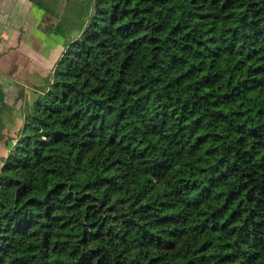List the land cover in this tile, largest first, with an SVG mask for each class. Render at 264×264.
Returning a JSON list of instances; mask_svg holds the SVG:
<instances>
[{
  "label": "trees",
  "instance_id": "trees-1",
  "mask_svg": "<svg viewBox=\"0 0 264 264\" xmlns=\"http://www.w3.org/2000/svg\"><path fill=\"white\" fill-rule=\"evenodd\" d=\"M28 1L62 50L0 87V264H264V0Z\"/></svg>",
  "mask_w": 264,
  "mask_h": 264
},
{
  "label": "crops",
  "instance_id": "crops-1",
  "mask_svg": "<svg viewBox=\"0 0 264 264\" xmlns=\"http://www.w3.org/2000/svg\"><path fill=\"white\" fill-rule=\"evenodd\" d=\"M38 22L39 19L34 17L33 6L28 0H0V87L6 92L8 104H10L8 97L14 94L16 86L30 89L32 82L37 81L39 84L42 81H39V78L33 80L32 77H39V74H42L43 60L52 55L55 62L59 56L56 53L61 48L57 41L59 39H50L46 36L38 28ZM33 58L39 61L36 62L37 65L31 63ZM20 72L21 77L27 74L30 76L27 81L31 82L29 86L24 81L26 77L20 79L21 82H17L15 74ZM4 115L5 121L12 119L15 122L12 128H4L2 131L4 136L0 138V166L11 148V137L21 125V120L16 115Z\"/></svg>",
  "mask_w": 264,
  "mask_h": 264
},
{
  "label": "rangeland",
  "instance_id": "rangeland-1",
  "mask_svg": "<svg viewBox=\"0 0 264 264\" xmlns=\"http://www.w3.org/2000/svg\"><path fill=\"white\" fill-rule=\"evenodd\" d=\"M44 1H45V3L48 4V6L49 5L54 6L61 13L73 17L75 21L83 20V18L86 17L87 13H89L88 6H86L84 3H82V2H80L78 0H44ZM33 15H34V17H38V10L35 7H33ZM74 33H75L74 31H71L70 35L74 34ZM49 37H50V39H53L54 36L50 35ZM57 38L59 40H57ZM54 39L58 41V44H60V42H61V37L60 36L55 37ZM57 41H55V42H57ZM60 47H61L60 50H62V46L61 45H60ZM60 50L59 49L57 50V52H56L57 55L61 52ZM54 60H55V58L52 55L50 57H47V59L43 60L42 63H41L42 74H39L40 76L35 74V75H37L39 77L33 76L32 77L33 80H36V79L39 78L38 79L39 81L40 80L43 81V79L50 74L51 69H49V67L51 65L52 66L54 65V63H55V62H53ZM36 62L39 63V61L36 58L31 59V63H33L34 65L38 64ZM52 66H51V68H52ZM21 74H22L21 72L15 74L17 82H21L20 79H24V77H26V79L24 80L26 82L30 79V76L28 74L26 76H23V77H21ZM26 82H24V83H26ZM34 83H38V82L36 81ZM30 84H31V82H27V86H29ZM32 84H33V82H32ZM22 88L25 89L24 90L25 99H28L29 87L26 88V87L22 86ZM20 90H21V88L19 86H16L14 94L8 97V102L10 103V105L14 106L15 108H17L18 106L22 105V102H23V100L19 98ZM23 99H24V97H23Z\"/></svg>",
  "mask_w": 264,
  "mask_h": 264
}]
</instances>
